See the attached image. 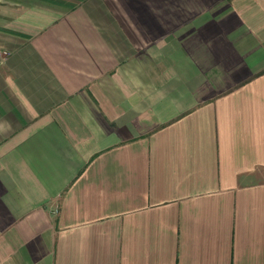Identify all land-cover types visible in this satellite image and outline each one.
<instances>
[{"label":"crops","instance_id":"1","mask_svg":"<svg viewBox=\"0 0 264 264\" xmlns=\"http://www.w3.org/2000/svg\"><path fill=\"white\" fill-rule=\"evenodd\" d=\"M0 264H264V0H0Z\"/></svg>","mask_w":264,"mask_h":264}]
</instances>
